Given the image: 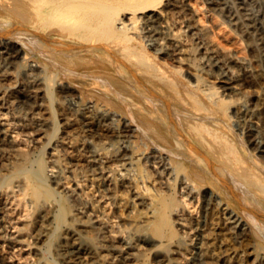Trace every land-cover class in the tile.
Listing matches in <instances>:
<instances>
[{
	"label": "bare ground",
	"instance_id": "obj_1",
	"mask_svg": "<svg viewBox=\"0 0 264 264\" xmlns=\"http://www.w3.org/2000/svg\"><path fill=\"white\" fill-rule=\"evenodd\" d=\"M180 2L181 0H0V33L14 35L18 38H16L17 42L21 41L29 49V51L24 50L19 45H12L10 40L0 38V60L4 61V64H0V78L6 76L4 74L7 72V64L21 63L24 68L22 73L26 75L29 85L36 94H40L43 86L46 85L45 72L47 70L52 72L55 68L56 71L53 72L61 74L58 79H54L55 86L63 97H72L73 107H71L78 116V120L91 126L100 139L106 136L115 139L104 141L102 144L101 141L92 143L90 145L91 156L97 163L98 170L104 173L101 179L115 204L122 209L124 218L139 225L138 222L153 217L159 208L169 211L174 209L177 215H180V212L184 213L186 204L177 207L173 206L170 200L168 202L166 200L162 205L159 203L155 206L154 197L150 196L151 187L154 186L157 192L165 189L171 191L173 187L171 183L175 181L178 185L177 192L181 196L180 201L183 199L195 201L201 195L206 209H214L216 214L221 213L226 220L227 228L233 229L244 225L242 218L228 205L222 207L225 203L218 199L217 193L201 184L199 178L202 176L204 181L217 183L223 189H226L223 184L226 185L231 192L245 202L256 198L257 194L264 195V162L250 153L247 158H239L234 151H231V143L224 145L230 151L219 157L220 150L216 143L220 139L217 135L220 131L218 126L224 122V115L229 113V107L223 98L211 92L214 87L207 84L208 82H201V78H197L192 72L191 74L195 77L194 83H185L173 74L167 73L161 64L149 59L141 52L138 53L133 43L134 39L140 40L141 38L145 41V45L166 55L169 60L171 58L179 65L188 64L190 67L195 65L196 70H200L198 62L202 60H196L194 51L190 49L184 55L183 49L190 48V46L184 44H182L184 47L181 46L180 38L183 36L175 37L173 35L176 33L171 31L173 35L166 33L168 21L167 16L164 19V14L177 9ZM138 20L142 21L141 31L139 28L137 29L139 33L134 31L131 34L129 31L133 30ZM189 22L188 24L191 25L192 21ZM184 38L186 39V36ZM167 42L170 44L167 45ZM205 49L203 53L205 52L209 55V59L215 61L216 50L213 47ZM100 57L108 63L105 64L106 67L98 65L97 60ZM85 63H89L88 66L84 65ZM55 73L52 75H56ZM218 73L222 76L225 74L219 71ZM226 75L228 87L238 90V74L227 70ZM47 76L49 77V74ZM76 82L82 87L78 88L74 84ZM245 105L242 102L238 103L233 112L244 113ZM62 110L65 112L68 109L65 107ZM2 120L3 115L0 114V133L6 134L7 125L5 126ZM73 120L67 118L66 125L76 126ZM92 137L89 138L92 139ZM60 142L78 150L87 144L85 140L66 135L61 137ZM3 146L4 143L0 139L1 154L4 152ZM19 154L14 155L17 162L22 159ZM17 162L11 166H5L6 172L0 174V179H2V184L4 181L10 184L13 190H27L28 187H32L33 200L38 207L37 237L40 242L45 241L56 218L54 210L51 209L50 202L45 201V197L42 198L41 187L39 188L36 181L25 176L28 172L25 164ZM177 164L185 168L180 170ZM52 176L56 184L63 183L58 173H53ZM99 187L101 186L98 185V189ZM64 188H66L69 202L74 201L76 194L67 189V186ZM3 190L6 191L7 188ZM45 193L49 195L46 191ZM25 201L28 202V199ZM98 201H101L100 198ZM259 209L264 212L263 207ZM88 211L84 209V206L73 209L69 221L61 230L63 232L59 238L55 237L59 240L56 245L59 257L72 260L73 264H117L131 256L133 250L138 249V243L130 237L116 240L114 236L106 233L102 229L103 226L101 227L96 221L97 218L95 217L94 220ZM165 213L164 217L169 218ZM167 220L169 222V219ZM165 221L164 218L159 227L163 226ZM181 221L177 223L180 222L179 225H183ZM163 229H161L162 233ZM1 230L2 224H0V235ZM59 230L60 228L57 231ZM212 230V233H215L217 229ZM90 231L95 235L88 239L87 235ZM131 261L133 262V258ZM161 264H168L167 259L163 258ZM237 264L241 263L238 261Z\"/></svg>",
	"mask_w": 264,
	"mask_h": 264
},
{
	"label": "rangeland",
	"instance_id": "obj_2",
	"mask_svg": "<svg viewBox=\"0 0 264 264\" xmlns=\"http://www.w3.org/2000/svg\"><path fill=\"white\" fill-rule=\"evenodd\" d=\"M164 16V19L167 16L166 19L168 21L166 33L169 35L176 33L173 36H179V38L183 36L180 38L181 46H183L182 44L190 46V48L185 47L183 53L185 55L190 49L192 52L194 51L196 60H202L198 62L200 70H196L195 65L191 67L188 64L179 65L173 59L170 58L169 60V57L166 55L145 45V41L141 40V38L140 40H133L138 53L141 52V54L146 55L149 59L161 64L167 73L173 74V76H176L177 79L185 83H194V75L199 79L201 78V82H208L207 84L214 87L211 89V92L223 98L227 107H229V113L224 115V122H221V125L218 126L220 131L217 132V135L220 139L215 142L218 144L217 146L220 150L219 157L230 151L224 145L231 143V151H234L239 158H247L250 153L254 154L255 157H259L264 162V0H181L177 9L164 14ZM188 21H190L189 23L192 21V24L189 25ZM186 22L187 25H185ZM140 24L142 26V21L138 20L133 30L131 29L129 32L132 34L139 28L141 31ZM139 30L137 31L138 33ZM170 31L173 33L171 34ZM0 36V38L10 40L12 45H19L24 50L29 51L20 40L18 41L22 44L17 42L18 38L14 35L0 33ZM185 36L186 39L184 38ZM12 38L14 39L12 40ZM166 44L169 45L170 42ZM211 47L216 50V58H218H215V61L209 59L208 54L203 53V49L205 51V48ZM186 48H188L187 51L185 50ZM41 58L44 59L43 56ZM97 61L98 65L103 67H106L108 64L101 57ZM0 64H4L3 59L0 60ZM19 64H7V72L4 74L6 76H1L0 78V114L3 115L2 121L5 123V126L7 125L8 131H6V134L0 133V139L4 143V152L0 153V174L6 172V167L17 162L14 155L20 153L21 155H19L22 159L17 163H24L28 168L27 175L25 176L36 181L39 188L41 187L42 198L45 197L46 199H43L48 203L50 202L49 204L51 205V209L54 210L56 218L51 225L53 229L51 227L49 229L47 239L40 242L37 237L39 224L36 217L38 207L33 200L32 187H28L27 190H13L10 184L6 181L2 184V179H0L1 264H73L72 260H64L58 256L56 245L59 242L57 238L63 232L61 230L64 229V226L69 221L73 209L79 206H84L85 210H89L90 216L94 220L97 218L96 221L100 223L101 227L103 226L102 229L114 236L116 240L122 237H130L138 243L139 250H133L131 256H128L129 259L126 258L127 260L124 259V261H119L117 264H161L163 258L167 259L168 264H237L238 261L241 264H264V257H262L264 255V212L259 209L264 208L263 194H257V199L253 198L252 200L243 202L226 185L223 184L224 188L226 187V189H223L217 183L209 180L204 181L202 176L199 178L201 184L217 193L218 199L225 203L222 207L228 205L240 215L244 225L236 226L233 229L227 228L226 220L221 213L216 214V210L206 209L201 195L195 201L188 199L180 201L181 196L177 192L178 185L175 181L171 183V186L173 185L171 191L165 189L162 192H157L154 186L153 188L151 187L152 185L149 186L151 187L150 196L154 197L155 201L153 202H155V206L159 203L162 205L166 200V202L170 200L169 202L177 207L181 206V204H186L184 206L186 208L184 213L180 212V215H177L174 209L170 210V212L168 209L163 210V208H159L155 213L156 216L154 215L155 217L146 218L138 222L140 223L139 225L124 218L122 216V209L115 204L113 197L110 196L107 187L102 181L104 173L100 172V169L98 170V165L91 156L92 148L90 145L92 143L101 141L102 144L104 141H114L115 139L108 136L101 137L100 139L91 126L83 124L81 120H78V116L72 110V97H63L55 86V80L61 76V74L58 75V72L57 74L53 72L56 71L55 68L52 72L51 70L45 72L46 85L43 86L40 94H36L34 89L29 85L26 75L22 73L24 69L23 65ZM88 64L85 63L84 65L88 66ZM210 66H212V69L209 68ZM226 69L238 74V90H232L226 84L228 82ZM218 71L225 74L222 76ZM53 73L56 75H52ZM74 84L78 88L82 87L77 82ZM51 93L53 94L51 95ZM36 100L39 102H35ZM240 102L246 104V108H244V113L236 114L233 112V109ZM28 106L30 107L29 109ZM65 107L68 110L64 112L62 108L64 109ZM36 114L39 116L38 118ZM67 118L74 119L73 122L76 126L66 125ZM33 121L36 122L33 123ZM54 121L55 125H53ZM65 135L85 140L87 144L79 150L73 147L70 148L60 142L61 137ZM89 137H92V139ZM7 163L8 165H6ZM49 165H53L51 166L52 169ZM177 167L180 170L185 168V166L178 164ZM52 172L58 173L62 178L63 183L61 185L54 182ZM98 185L101 186L99 189ZM64 186H67V189L76 194L74 201L69 202ZM6 188L7 190L4 191L3 189ZM8 190L10 191L8 192ZM45 191L49 194L48 196ZM99 198L101 201H98ZM27 199L28 202L25 201ZM120 210L121 212H119ZM96 211H99L97 212L98 214ZM162 212H166L168 216H165L169 218L164 217V213L162 215ZM164 218L166 219L165 226L163 224V226L159 227L160 222ZM167 219H169V222ZM176 219L177 221L182 220L184 226L179 225L180 222L177 223ZM59 228L60 230L57 231ZM213 228L217 229L215 233H212ZM161 229H163V233ZM93 233L92 231L88 232L87 238H93L95 235ZM132 233L134 234L131 236ZM142 240H145V242ZM132 258L133 262L131 261Z\"/></svg>",
	"mask_w": 264,
	"mask_h": 264
}]
</instances>
